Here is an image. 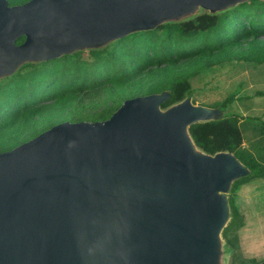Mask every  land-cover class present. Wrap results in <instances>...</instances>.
<instances>
[{
    "label": "water",
    "instance_id": "obj_1",
    "mask_svg": "<svg viewBox=\"0 0 264 264\" xmlns=\"http://www.w3.org/2000/svg\"><path fill=\"white\" fill-rule=\"evenodd\" d=\"M245 1L0 0V79ZM167 99L131 98L106 121L62 122L0 153V264H224L227 195L249 170L189 135L219 109L189 97L162 110Z\"/></svg>",
    "mask_w": 264,
    "mask_h": 264
},
{
    "label": "trees",
    "instance_id": "obj_2",
    "mask_svg": "<svg viewBox=\"0 0 264 264\" xmlns=\"http://www.w3.org/2000/svg\"><path fill=\"white\" fill-rule=\"evenodd\" d=\"M28 1L7 0L9 6ZM23 41L20 38L17 45ZM255 47L264 49V0H246L215 14L202 11L184 21L130 33L100 48L24 63L0 79V153L31 140L62 123V119L71 123L106 121L131 98L166 93L168 99L162 110L189 96L196 105L189 77L151 85L154 74L194 60H202L207 68L230 59L264 65V51L255 57L234 56L241 48ZM238 97L230 94L219 106L208 108L226 111L234 99H241ZM254 97H264V92L243 98ZM42 119L47 120L43 128L24 141L23 135ZM245 128L254 138L248 147L244 146ZM188 132L201 152L211 156L232 154L249 170L247 177L230 187L229 221L221 233L228 264H235L236 260L240 262L236 233L244 224L235 204L236 192L252 178L264 179V119L231 111L220 119L192 125ZM242 262L247 264V260Z\"/></svg>",
    "mask_w": 264,
    "mask_h": 264
},
{
    "label": "rangeland",
    "instance_id": "obj_3",
    "mask_svg": "<svg viewBox=\"0 0 264 264\" xmlns=\"http://www.w3.org/2000/svg\"><path fill=\"white\" fill-rule=\"evenodd\" d=\"M197 10H201L198 8ZM202 12V11H201ZM200 12V13H201ZM192 18V17H191ZM264 49L255 47L252 50L240 49L234 56L248 55L255 57L263 54ZM206 65L202 60H194L168 67L154 74L151 85L167 84L176 78L189 77L194 94L192 100L196 105L205 107L219 106L230 94L241 99L234 102L222 116L231 111H237L244 117H262L264 119V97L243 98L255 92H264V65L255 63H237L235 59L224 61L217 65ZM190 97V96H189ZM187 97V98H189ZM238 97V98H239ZM186 98V99H187ZM66 113L62 115L64 118ZM65 120L62 119L61 122ZM47 123L46 119L38 121L34 127L23 135L24 141L34 137ZM57 123L53 122L52 124ZM244 146L248 147L254 140L252 133L244 129ZM256 141V140H255ZM252 144V143H251ZM235 204L239 214L243 217V227L237 233L238 260L235 264L260 263L264 261V179L252 178L239 186L236 192ZM242 258V259H241ZM230 258L225 254L224 264Z\"/></svg>",
    "mask_w": 264,
    "mask_h": 264
}]
</instances>
